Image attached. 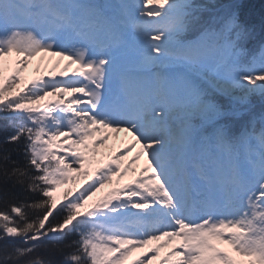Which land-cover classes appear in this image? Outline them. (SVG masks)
Wrapping results in <instances>:
<instances>
[{
    "label": "snow or ice",
    "instance_id": "1",
    "mask_svg": "<svg viewBox=\"0 0 264 264\" xmlns=\"http://www.w3.org/2000/svg\"><path fill=\"white\" fill-rule=\"evenodd\" d=\"M0 264H264V17L0 0Z\"/></svg>",
    "mask_w": 264,
    "mask_h": 264
},
{
    "label": "trees",
    "instance_id": "2",
    "mask_svg": "<svg viewBox=\"0 0 264 264\" xmlns=\"http://www.w3.org/2000/svg\"><path fill=\"white\" fill-rule=\"evenodd\" d=\"M223 2H227V0H223ZM246 4L259 26L261 18L264 17V0H246ZM254 102L258 103V101Z\"/></svg>",
    "mask_w": 264,
    "mask_h": 264
},
{
    "label": "rangeland",
    "instance_id": "3",
    "mask_svg": "<svg viewBox=\"0 0 264 264\" xmlns=\"http://www.w3.org/2000/svg\"><path fill=\"white\" fill-rule=\"evenodd\" d=\"M34 74H35L34 71H33L32 69H29V71H28L25 75H26V76H31V75H34ZM122 136H123V134H122ZM111 143H113V142L110 141V144H111ZM116 146L119 147V144L117 143ZM100 151L104 152V151H106V150H105V149H101ZM98 159H99V158H98ZM97 166H98L97 163H93V165H92V169H91V170H94ZM82 182H83V178H81V180L78 182V184H79V183H82ZM78 184H77V185H73V187L78 186ZM98 195H99V194H98Z\"/></svg>",
    "mask_w": 264,
    "mask_h": 264
}]
</instances>
